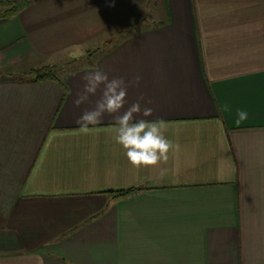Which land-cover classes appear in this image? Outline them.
Here are the masks:
<instances>
[{"label":"crops","instance_id":"obj_1","mask_svg":"<svg viewBox=\"0 0 264 264\" xmlns=\"http://www.w3.org/2000/svg\"><path fill=\"white\" fill-rule=\"evenodd\" d=\"M28 2L0 19V264H264V0ZM95 69L165 122L166 176L112 115L80 131Z\"/></svg>","mask_w":264,"mask_h":264},{"label":"clouds","instance_id":"obj_2","mask_svg":"<svg viewBox=\"0 0 264 264\" xmlns=\"http://www.w3.org/2000/svg\"><path fill=\"white\" fill-rule=\"evenodd\" d=\"M84 83L82 90L77 94L74 104L79 106L89 101L90 96L100 93L91 110H86L79 117L76 123L80 126L82 133L89 132V125L100 123L102 117L107 113L113 116V141L120 145L128 162L134 168L157 167L159 175L164 177L168 174L169 168L166 165L169 159V152L173 150L174 143L165 135L167 131L163 120L150 121L147 119H136L137 114L144 117L152 115V109L141 108L139 101L131 104L122 113L127 96L128 85L122 78L109 79L108 75L100 69H95L82 77ZM139 77L136 82H139ZM142 99V98H141ZM229 111L227 104L219 109ZM235 123L239 125L246 120L248 113L245 110L237 109Z\"/></svg>","mask_w":264,"mask_h":264},{"label":"trees","instance_id":"obj_3","mask_svg":"<svg viewBox=\"0 0 264 264\" xmlns=\"http://www.w3.org/2000/svg\"><path fill=\"white\" fill-rule=\"evenodd\" d=\"M28 5V0H0V19L13 17L26 9ZM130 33H132V31H130ZM88 63L90 62L88 61ZM60 71L61 67H43L37 70H32L29 74H27L26 80L30 82H40L50 79H57ZM129 192L120 191L116 192V194L117 196H125Z\"/></svg>","mask_w":264,"mask_h":264},{"label":"rangeland","instance_id":"obj_4","mask_svg":"<svg viewBox=\"0 0 264 264\" xmlns=\"http://www.w3.org/2000/svg\"><path fill=\"white\" fill-rule=\"evenodd\" d=\"M95 53H97V54H96V57H97L98 53L100 54L101 52H100V50L94 52L93 57H94ZM88 59H89V58H87V60H83V61H81L80 63H79V61H76V62H75V61H71L69 64H70V65H72V64H78V63H79L80 65H81V63H82V64H86V63L88 62Z\"/></svg>","mask_w":264,"mask_h":264}]
</instances>
